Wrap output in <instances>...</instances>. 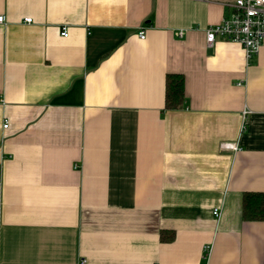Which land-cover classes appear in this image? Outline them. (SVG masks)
<instances>
[{
    "label": "crops",
    "instance_id": "crops-1",
    "mask_svg": "<svg viewBox=\"0 0 264 264\" xmlns=\"http://www.w3.org/2000/svg\"><path fill=\"white\" fill-rule=\"evenodd\" d=\"M233 1L0 0V264H264V42L205 36Z\"/></svg>",
    "mask_w": 264,
    "mask_h": 264
},
{
    "label": "built area",
    "instance_id": "built-area-1",
    "mask_svg": "<svg viewBox=\"0 0 264 264\" xmlns=\"http://www.w3.org/2000/svg\"><path fill=\"white\" fill-rule=\"evenodd\" d=\"M4 21V15H1L0 22ZM25 21L31 22L32 18L28 17ZM61 34L68 36L66 26L61 27ZM139 35L144 38L145 30L141 29ZM205 36L209 46H213L219 39L241 44L246 60L250 61L258 54L264 42V0H234L229 4L228 14L219 23L205 29ZM8 125L5 119L3 127L7 128ZM233 149L237 150L238 147L234 145ZM221 210V207L214 208V215L219 218Z\"/></svg>",
    "mask_w": 264,
    "mask_h": 264
},
{
    "label": "trees",
    "instance_id": "trees-1",
    "mask_svg": "<svg viewBox=\"0 0 264 264\" xmlns=\"http://www.w3.org/2000/svg\"><path fill=\"white\" fill-rule=\"evenodd\" d=\"M185 77L171 72L166 76L165 109L177 110L185 105ZM242 217L245 220L264 221V192L246 191L242 199ZM175 233L162 231L161 240L171 241Z\"/></svg>",
    "mask_w": 264,
    "mask_h": 264
}]
</instances>
